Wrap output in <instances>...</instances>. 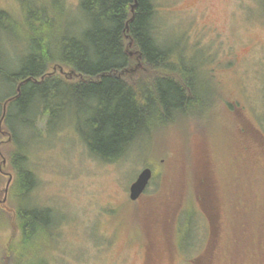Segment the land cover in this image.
I'll list each match as a JSON object with an SVG mask.
<instances>
[{"label":"rangeland","instance_id":"374dc122","mask_svg":"<svg viewBox=\"0 0 264 264\" xmlns=\"http://www.w3.org/2000/svg\"><path fill=\"white\" fill-rule=\"evenodd\" d=\"M80 2L0 0V10L24 24L28 8H44L58 33V25L67 32L82 22ZM155 6L159 42L185 62L176 63L174 77L180 68L197 75L207 89L202 107L141 133L115 162L91 153L81 112L71 108L53 120L46 113L36 131L20 137L37 179L23 202L50 211L52 226L47 220L44 232L26 242L19 199L11 195L16 173L8 157L15 148L4 141L0 264L264 263V0H155ZM16 32L0 29V49L14 65L27 45ZM52 69L67 86L81 81ZM66 92L52 104L63 107ZM147 165L153 179L133 202L130 188Z\"/></svg>","mask_w":264,"mask_h":264},{"label":"trees","instance_id":"16d2710c","mask_svg":"<svg viewBox=\"0 0 264 264\" xmlns=\"http://www.w3.org/2000/svg\"><path fill=\"white\" fill-rule=\"evenodd\" d=\"M80 9L82 22L71 24L67 32L58 25V33H53L54 24L44 8L38 12L28 8L25 26L0 10V29L9 26L17 31L16 38L24 35L27 40L17 65L9 64L7 52L0 49V86L6 91L0 97V123L6 107L0 164L8 157L3 145L7 140L15 148L8 157L16 173L11 195L19 199L17 217L25 242L44 232L47 220L51 223L50 211L23 202L36 188L37 179L28 168L20 139L25 132L36 131L37 121H43L46 113L53 120L71 108L81 112L91 128V134L84 135L91 153L115 162L141 133L160 129L177 114L187 115L190 106L202 107L198 102L205 100L202 94L207 89L194 81L193 71L180 68V80L174 77L176 63L185 62L173 59V50L156 36L155 0H81ZM141 65L144 71H139ZM53 66L65 77L81 81L73 86L60 83ZM60 88L68 95L64 106L56 107L52 103Z\"/></svg>","mask_w":264,"mask_h":264},{"label":"water","instance_id":"95a60500","mask_svg":"<svg viewBox=\"0 0 264 264\" xmlns=\"http://www.w3.org/2000/svg\"><path fill=\"white\" fill-rule=\"evenodd\" d=\"M137 6V2L134 4L132 8V12ZM6 114V107H4V115ZM2 118V121H3ZM2 121L0 123V129L2 128ZM153 177V172L150 168L144 169L140 175L138 176L137 180L132 184L130 188V199L133 201H136L140 198V196L144 193V191L147 189L149 182L151 181ZM12 178L9 179V183L11 182ZM9 185H7L6 192L8 191Z\"/></svg>","mask_w":264,"mask_h":264},{"label":"flooded vegetation","instance_id":"af4514ba","mask_svg":"<svg viewBox=\"0 0 264 264\" xmlns=\"http://www.w3.org/2000/svg\"><path fill=\"white\" fill-rule=\"evenodd\" d=\"M146 192V191H145ZM144 196V194L138 199V200H136V201H133V202H137V201H139L142 197ZM261 249L262 250H264V247H261ZM262 260V261H261ZM259 262H256L255 264H262V262H263V259H261ZM264 264V263H263Z\"/></svg>","mask_w":264,"mask_h":264}]
</instances>
